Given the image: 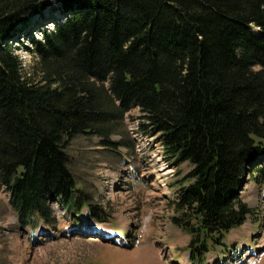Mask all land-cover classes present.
<instances>
[{
    "label": "trees",
    "instance_id": "trees-1",
    "mask_svg": "<svg viewBox=\"0 0 264 264\" xmlns=\"http://www.w3.org/2000/svg\"><path fill=\"white\" fill-rule=\"evenodd\" d=\"M51 1L59 18L31 38L25 72L5 42ZM133 108L165 157L191 167L172 222L200 264L251 216L244 183L264 184V0H0V186L22 229L51 226L53 202L82 217L67 146L115 147Z\"/></svg>",
    "mask_w": 264,
    "mask_h": 264
},
{
    "label": "rangeland",
    "instance_id": "rangeland-1",
    "mask_svg": "<svg viewBox=\"0 0 264 264\" xmlns=\"http://www.w3.org/2000/svg\"><path fill=\"white\" fill-rule=\"evenodd\" d=\"M59 7V2L51 1L43 12L46 18L30 15L38 26L5 42L19 55L25 72H31L35 62L26 47H31V38H42V29L53 25L44 21L56 19L52 13ZM141 117L137 108L128 112L113 137L115 147H103L98 138L85 136L68 144L75 186L87 202L79 204L80 220L53 203L51 227H37L35 234L22 229L9 193L0 186V264H191V237L172 222L178 215L174 204L179 181L191 167L188 163L175 166L161 154L157 138L137 133L138 123L144 121ZM242 196L251 216L224 238L223 246L206 254L203 264H264V184L247 182ZM89 205L104 213V230L111 231V239L95 237L90 223H83L96 219Z\"/></svg>",
    "mask_w": 264,
    "mask_h": 264
},
{
    "label": "bare ground",
    "instance_id": "bare-ground-1",
    "mask_svg": "<svg viewBox=\"0 0 264 264\" xmlns=\"http://www.w3.org/2000/svg\"><path fill=\"white\" fill-rule=\"evenodd\" d=\"M52 24H54V23L52 22ZM43 25H46V23L43 24ZM43 25H42V26H43ZM44 30H45V29H44ZM16 42H17V41H16ZM91 232H93V233H100V232H102L101 235H102V234H109V231H106V230H104V229H100L99 227H98V228H96V227L92 228V229H91Z\"/></svg>",
    "mask_w": 264,
    "mask_h": 264
}]
</instances>
